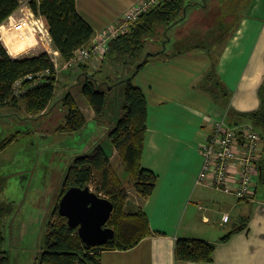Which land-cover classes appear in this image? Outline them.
<instances>
[{
	"label": "crops",
	"instance_id": "crops-1",
	"mask_svg": "<svg viewBox=\"0 0 264 264\" xmlns=\"http://www.w3.org/2000/svg\"><path fill=\"white\" fill-rule=\"evenodd\" d=\"M139 1L75 0V6L96 33L116 23ZM184 2L186 18L170 32L187 45L151 57L134 82L147 101L141 165L158 177L152 194L139 202L152 232L128 250L101 251V264H264V175L257 177L254 193L245 200L195 183L202 162L199 142L211 131L212 121L224 113L228 123L238 125L248 120L243 114L264 101V0ZM19 13L18 8L7 23L20 18ZM3 44L13 58L27 53L15 56ZM211 52H215L214 73L224 84L225 95L213 81H206ZM105 59L97 66L102 67ZM99 69L88 64L92 73ZM109 70L105 79L97 78L116 80L123 75L115 71L113 76ZM59 73L58 82L71 86L83 70L63 67ZM75 85L79 89L78 82ZM70 93L77 102L75 90ZM87 104L89 113L78 104L86 121L95 119L106 134L112 121L108 117L100 123ZM236 228L227 240H219ZM179 238L214 243L212 260H176L173 248Z\"/></svg>",
	"mask_w": 264,
	"mask_h": 264
},
{
	"label": "trees",
	"instance_id": "trees-1",
	"mask_svg": "<svg viewBox=\"0 0 264 264\" xmlns=\"http://www.w3.org/2000/svg\"><path fill=\"white\" fill-rule=\"evenodd\" d=\"M19 6V0H0V29H3L5 44L14 55L25 52L37 42L32 31H26V37L16 42H11L6 38L4 22ZM185 6L184 0H163L132 23L128 32L108 42L105 63L101 68L105 67L106 60L113 69L118 64L125 67V64L129 63L131 66L126 69L131 72L128 75L117 77L116 80L103 81L97 78V73L101 72V68L92 73L87 70L88 63L78 66L83 70L77 79L79 89L100 123L104 119L102 116L108 118L107 114L110 112L105 106L106 91H114L118 86L122 87L123 100L119 110L109 117L112 122L105 136L111 141L113 149L122 161L124 176L129 177L134 183L135 190L142 200L152 194L158 177L155 172L141 165L147 130V101L141 88L132 80L151 57L159 56L166 51L162 42L166 43V39L170 38V31L186 18L184 15L187 6ZM28 7L36 16H40L52 46L58 51L62 60L69 59L76 48L88 45L95 34L91 25L78 14L75 0H28ZM186 36L188 39L189 35ZM154 43H161V46ZM147 47L149 49L146 54L140 57L144 48ZM210 58V70L206 81H213L212 83L217 84L218 90L225 95V86L216 79L217 76L214 73L216 59L212 55ZM137 64H139L138 69H136ZM44 69L51 70L48 83L28 90L20 97L24 100L25 115L27 118H40L50 114L62 104L66 106L67 112L65 122L59 126V129L70 132L81 129L86 124V118L70 93L72 88L56 96L55 75L57 73L48 52L42 50L13 58L7 52L1 39L0 107L17 108L19 98L12 94L14 81L26 74ZM110 72H115V70ZM102 86H105V89ZM243 116L250 120L259 131L263 147L264 101L256 110L243 114ZM109 159L110 156L100 143L72 157L64 175L61 190L47 220L44 243L37 255L38 264H101V251L128 250L136 246L143 238L151 235L152 231L146 213L140 205L134 207L126 201L123 180L111 168ZM257 168L259 179L264 175L262 156ZM94 180L99 187V192L104 191L105 198L113 203V211L107 221V226L114 229V235L103 244L86 246L78 236L77 229L70 227L66 218L59 214L58 201L70 186H89ZM4 185L2 181L0 194ZM12 208V203L3 200L0 195V264H9V256L4 249L5 235L2 222L11 214ZM237 229L239 228L226 233L219 240H227ZM214 246V243L207 240L179 238L173 248L174 256L176 260L181 261L208 262L212 260Z\"/></svg>",
	"mask_w": 264,
	"mask_h": 264
},
{
	"label": "rangeland",
	"instance_id": "rangeland-1",
	"mask_svg": "<svg viewBox=\"0 0 264 264\" xmlns=\"http://www.w3.org/2000/svg\"><path fill=\"white\" fill-rule=\"evenodd\" d=\"M19 1L20 9L25 0ZM191 1L204 2V0ZM213 10L214 8L211 11L208 9L202 16L209 15ZM19 14L23 16L24 10H20ZM12 21L14 23L15 20ZM4 25L6 38L11 42L26 37V31H32L31 28H28L25 32H18L7 21L4 22ZM34 35L39 38V44L37 42L34 47L27 49L25 51L27 53L22 52L23 55L42 51L45 47L46 39L38 31V28L35 29ZM169 35L170 38L168 39H171V41L165 38L167 42H162V45L164 44L166 47V51L187 45L185 41L178 42L173 33L170 32ZM214 40L215 38L212 37V42ZM154 44L161 46V43ZM148 49V47L144 48L140 57H143ZM214 54L215 52H211V55L215 56ZM106 62L105 69L108 71L109 61L106 60ZM100 66L98 68H101ZM106 70L97 73V77H104L105 79L108 76ZM113 70L123 74L122 76H126L131 72L126 67L122 69L119 64ZM138 72L134 75L133 82H136ZM110 74L113 75L112 72ZM59 75L60 73H58V78ZM58 78L55 85L57 96L70 88L74 89L77 103L82 105L89 113L87 101L75 85L78 80L75 79L72 82L73 86H69L64 85L65 82H58ZM102 88L105 89V86H102ZM18 98L19 105L17 108L0 107V184L2 181L3 184L5 183L0 195L3 200L9 201L13 205L11 214L2 222L5 235L4 249L8 253L9 264H38L37 255L44 243L47 220L61 190L69 162L74 155L88 151L94 143H100L111 158L109 159L111 168L123 180L126 201L135 207L139 205L141 199L135 190L134 183L129 177L124 176L123 164L119 155L116 151L112 152L111 141L105 134L103 135V128L97 125L94 118L92 120L89 117L86 124L77 131H62L59 126L65 122L66 106L60 104L50 114L32 119L27 118L24 113V100ZM122 100L121 86H118L114 91H106L105 106L106 110L111 112L108 113V117L119 110ZM102 118L107 121L106 117L102 116ZM89 187L99 196H106L104 191L99 192L96 180ZM129 207H127L128 210H131Z\"/></svg>",
	"mask_w": 264,
	"mask_h": 264
},
{
	"label": "built area",
	"instance_id": "built-area-1",
	"mask_svg": "<svg viewBox=\"0 0 264 264\" xmlns=\"http://www.w3.org/2000/svg\"><path fill=\"white\" fill-rule=\"evenodd\" d=\"M163 0H140L114 24L96 32L90 43L73 51L72 56L62 60L57 50L51 47L50 37L40 18L28 7V0L20 7L24 15L13 21L12 28L18 32H25L31 28L41 32L46 39L44 50L48 52L55 72L61 68H76L82 63H88L94 69L105 58L108 42L126 32L130 25L139 19L144 13ZM3 29H0V38L4 41ZM51 75L50 69H44L35 73H29L18 78L12 85V94L22 97L28 90L48 83ZM57 75L56 78H57ZM250 120L238 125L226 121V114L212 121L211 131L199 142L202 154L201 167L196 175L197 185L211 186L216 190L235 196L240 200L247 199L254 193V182L258 175V162L262 156L263 147L259 131ZM204 207L199 205V209Z\"/></svg>",
	"mask_w": 264,
	"mask_h": 264
},
{
	"label": "water",
	"instance_id": "water-1",
	"mask_svg": "<svg viewBox=\"0 0 264 264\" xmlns=\"http://www.w3.org/2000/svg\"><path fill=\"white\" fill-rule=\"evenodd\" d=\"M112 211L113 203L89 186H70L58 201L59 214L66 218L70 227L77 229L86 246L103 244L113 237L114 229L107 226Z\"/></svg>",
	"mask_w": 264,
	"mask_h": 264
}]
</instances>
